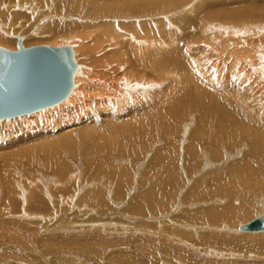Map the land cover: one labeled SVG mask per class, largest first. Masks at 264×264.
<instances>
[{
    "label": "bare ground",
    "instance_id": "1",
    "mask_svg": "<svg viewBox=\"0 0 264 264\" xmlns=\"http://www.w3.org/2000/svg\"><path fill=\"white\" fill-rule=\"evenodd\" d=\"M4 1L6 0H0V22L5 21L8 13L14 10L12 4H4ZM199 2L200 0H22L14 6L19 12L14 11L10 14L11 18L0 26V46L18 50L19 47L14 45V42L19 39L10 40L9 35H17L19 31L22 36L33 27L39 17L41 18L42 12L39 11L45 10L48 3H52L60 9L58 13L61 10H69L78 15L79 19L63 23L57 20L41 37L39 34L35 35L58 42L61 44L58 46L68 44L74 51L78 68L74 74V87L61 102L29 114L0 119V139L10 140L7 144L0 142V167L6 170L3 171L5 174L0 176V238L5 237L2 227L4 222H9L6 218L9 213H17V209H20L21 213L24 210L26 214L33 215L30 205L40 198L46 199L45 192L48 197H52L56 194L53 191L56 188L76 183L75 179L82 172V153L89 161L97 163V168L109 172L121 171L118 172L120 175L135 171L139 173L147 166V158L153 163L164 165V160L170 159V156V163L174 165L175 160L177 166L181 163L180 158H185V161L192 157L200 158L196 165L201 172L224 168L229 176L233 175L234 180L237 176L236 181L243 183L237 185L246 190V193H251L248 200L255 201L258 207L252 206L254 209L257 207L260 213L249 219L254 216V209L245 207L247 200L236 199L237 205L231 204L223 212L220 208L208 207L207 210H200L203 211L200 212L201 215L208 216L211 220L225 219V222L231 223L227 229L232 234L249 232L244 234L264 237V229L252 231L241 228L257 217H264V123H257L255 119L248 121L244 116L237 114L236 110L240 107H237L233 100H245L244 105L247 106V97L228 95L226 99L225 92L214 86L215 82L235 80L239 88L241 85H248L247 88L250 89L255 88V85L261 90L264 88V0L248 5L256 8L255 10H216L213 7L214 0H204L203 9L208 12L203 16L191 17L187 12L194 14ZM229 7L235 8L232 3ZM23 8H27L30 16L25 19L21 16L23 22L16 31L14 18L20 15ZM87 8L90 9V16H86ZM91 18L101 20L92 22ZM148 21L155 22L159 35L154 31V27L147 26ZM183 21L187 24L184 27L186 32L179 26ZM57 24L65 28H57ZM136 25L142 29L140 32ZM41 28L37 26L35 31ZM192 28L196 31L191 32ZM35 35L34 38H37ZM131 36L134 42H131ZM179 38L185 40L187 45L184 48L174 47L173 52L178 53H173L175 62L169 58L166 47L171 48ZM30 42L26 39L23 45L28 47ZM190 48L195 51L190 52ZM143 67H148L151 75H148ZM210 70L212 76L208 75ZM170 75L176 80L169 83L171 80L166 76ZM198 77L209 79L212 85H203ZM163 82L164 88L157 89ZM133 104L132 109H126L127 105ZM196 116L199 117L197 124ZM82 118L83 125L75 128ZM94 118L102 119V124L95 122ZM19 121L24 122L23 127H17ZM70 125L73 126L68 130L50 136L35 131L47 128L56 131ZM25 131L29 133L28 136L24 135ZM159 133L169 139L164 141L162 147L157 148V142L161 141ZM28 142L33 143L11 153L4 150L10 144L22 145ZM70 150L72 156L77 157H71L73 165L64 157V152ZM245 151L248 152L241 158ZM130 154L134 155V158L135 155L140 157L145 154V162L136 161L132 164V170L129 159L133 157ZM25 159H28L33 167H57L60 175L55 173L56 177H50L47 182L37 177L29 178L26 175L27 169L26 172L25 168L19 169ZM57 159L60 162L55 164L53 161ZM151 161L146 169L153 166ZM33 162H36L35 166ZM164 166L168 167L158 169L163 171L158 180V183L162 181L160 188L163 189L165 186H175L170 180L172 176H168L171 166L169 163ZM153 170L157 169H151ZM191 175H195L192 170ZM197 175H200V172ZM229 179L224 186L232 188L234 183L231 182L232 178ZM37 182H42V185ZM96 182L94 180L89 184L95 185ZM202 184H195V191L200 199L210 196ZM38 188L42 190L41 194ZM254 189L259 191L253 196ZM152 195L155 196L154 193ZM146 197L148 198V195ZM21 205H24L23 210ZM10 214L9 216H12ZM186 214L189 215L186 218L191 219L190 215L194 213ZM180 216L184 217L182 214ZM240 220L245 221L238 224ZM11 222L14 223L15 220ZM208 227L213 228L210 225ZM247 237L246 235L245 239ZM3 242L5 244V241ZM6 244L10 243L6 241ZM3 258L1 254L0 263ZM5 258L11 259L10 256Z\"/></svg>",
    "mask_w": 264,
    "mask_h": 264
},
{
    "label": "rangeland",
    "instance_id": "2",
    "mask_svg": "<svg viewBox=\"0 0 264 264\" xmlns=\"http://www.w3.org/2000/svg\"><path fill=\"white\" fill-rule=\"evenodd\" d=\"M20 1L22 0L4 1V4H12L11 6L14 10L8 13L9 15L7 19L3 22H7L8 19L11 18L10 14H12L14 11H17L15 7ZM214 1L215 4L213 7L216 10H255L256 8L249 7L248 5H251L255 1L262 0ZM230 3H232L235 8H230ZM203 5L204 0H200L197 10L194 12V14H190L191 12H187V14H189L191 17L203 16L208 12L203 9ZM53 7L55 6H53L52 3H48V7H46L45 10H40L39 12H42L40 14L41 18L39 17V20L37 19L35 24L32 25L33 27H31L30 30L21 36L20 32L17 31L20 27L19 24H21L23 19L27 18V16H30V14L26 11L27 8H23V11H21L20 15L18 14L16 19L14 18L15 27L14 25L13 27L17 31V35H9L8 39L20 40L19 37H21L22 43H25L26 39H29L31 42L28 45L30 46H33L35 42H37L35 45H40L42 43H47V45H49L48 43L52 42V40L48 41V39L40 37L43 33L45 34L47 30H49V27L51 28L53 24H56L55 21L59 20V22L63 23L68 21L72 22V20L79 19V16L74 12H70L69 10L62 12L61 10L58 13L57 11L60 9ZM21 16H23V19ZM86 16H90L89 8H87ZM99 20L92 19V22H97ZM3 22H0V26L3 25ZM151 22L152 21H148L147 26L154 27V31L159 35L158 27L156 26L155 22ZM115 24L117 25V23ZM186 25L187 24L185 21L179 24L184 32L187 31L184 29ZM17 26L18 28H16ZM37 26H41L42 28L39 29V31H35L37 30ZM136 26L140 32L141 28H139V25ZM56 27L60 29L65 28L64 26L60 27L59 24H57ZM167 27H169V25ZM66 29H68V25L66 26ZM118 30L120 31L119 28ZM145 30L146 27L144 31ZM190 30L191 32L196 31L195 28ZM178 32L181 34L180 31ZM35 34H39L40 37L36 36ZM34 35L37 38H34ZM25 36L27 37L23 38ZM31 36L33 37V40ZM130 38L131 42H134L133 37L131 36ZM19 40H16L14 45L19 47ZM54 42L51 44L53 46H58L59 43ZM186 45L187 42L179 38L175 44L171 45V48L166 47V50L169 51V58L176 62V58L173 56V53L177 55L178 53L173 52L174 47L184 48ZM189 51L194 52L195 50L194 48H190ZM143 68L145 69V72L148 73V75H151V71L148 67ZM208 75L212 76L211 70ZM162 77L164 78V75ZM166 77L167 79L171 80L169 83L176 80L173 75ZM198 78L201 80L203 85H212V81L209 79L204 80L202 77ZM234 81L235 80H228L227 82H215L214 86L225 92L226 99H228V95L247 97L249 100L247 106L244 105L245 100L238 101L236 98L233 100V103L237 107H240L239 110H236L237 114L244 116L248 121L255 119L257 123H264V88L261 90V88L256 87V85L254 86L255 88L252 89L247 88L248 85H241L239 88L236 86V82ZM161 84V87L157 89L164 88L165 83L163 82ZM132 107H134V104L132 106L127 105L126 109H132ZM196 119L197 124L199 117L196 116ZM94 120L95 122H100L101 124L103 122L102 119L96 120L94 118ZM83 122L84 118H82L79 123H77L78 125H76L75 128L80 124L83 125ZM23 123L24 122L19 121L17 127H23ZM71 126L73 125L60 128L56 131H54L52 128L40 130L35 129V131L43 132L46 134V136H50L56 134L59 131L63 132L64 130H68L71 128ZM24 128L26 130L32 131V129L27 127ZM24 135L28 136L29 133L25 131ZM159 135L161 141L157 142V148L162 147V145L165 144L164 141L169 139V137L162 136L160 133ZM29 139H31V137ZM9 141L10 140L7 138L0 139L2 144H7ZM32 143L33 142H28L22 145L10 144L9 146H6L4 150L11 153ZM246 152L248 151H245L241 158L245 157ZM71 153L72 150L69 152L65 151L64 157H66V160L70 161L71 165H73L72 158L75 159L77 157H73ZM130 155L133 157V159H129V163L131 161L130 167L132 170L134 168L132 164L134 165L136 161H142L143 163L145 162V154L144 156L143 154L142 156L140 155V157L135 155V158L134 155ZM81 157L82 165L80 166V169L82 172L79 173L78 178L75 179V184L72 183L70 186L68 184V187H59L53 190L56 193L52 196L54 199H52V197H48L45 192L47 200L40 198L38 201L33 202L30 205L33 215H28L24 212V205H21V210H23L24 213H21V211L19 212L20 209H17V213H9L12 216H9V214L7 215L6 218L9 219V222H4L3 226L8 230L2 227V234H5V237L3 239L0 238V255L2 254L4 257L2 260L3 262L1 261L2 264H264V237H260L256 234H244L249 232H244L242 234H232L227 229L231 223L225 222V219L211 220L208 218V216H204L203 214L201 215L200 213L203 212L200 210H207L208 207H217L222 209L221 212H223L225 208H228L231 206V204L237 205L236 199L242 201L247 200V203L245 204V207L247 208H253V206H257L255 205L254 200H248L250 199L251 193H246V190L241 189V186L239 187V185H237L243 184L242 182L236 181L237 176L234 180L233 175L230 174L229 176V173H227L224 168L220 167L219 169H211L207 170L206 172H201V169H199L198 165H196L198 164L197 161H199L200 158L194 159L192 157L189 159V161L183 160L185 158H180V164L184 162L183 164L185 165L178 164L177 166L175 165V160L173 161L175 163L174 165H172V162V164L170 163L172 159V156H170V159L167 158L169 162L167 160H164V162L166 165L168 163L170 166L172 165L168 176H172L171 178L169 176V178L175 183V186H165L163 189V187L160 188L162 181L158 183V180H160V176L163 173V167L164 169L166 167L164 166L165 163H163L164 165L158 164V162L153 163L147 158L145 166L147 165L146 167H148L149 164H151L149 161H151L153 166L154 164L155 166L154 168H152L153 166H150L149 169H157L156 171H151V169L149 171V169L144 167V169H142L139 173H136L135 171L134 173L129 172L122 173V175H120L118 172L121 171L109 172L105 171L104 169L97 168V163L89 161L83 156V153L81 154ZM57 161L60 162L59 159L53 162L56 164L58 163ZM187 161L188 163L191 162V166L187 163ZM23 163L24 164L21 166H19V164L17 165L19 166L20 170L25 168L26 172L27 169L26 175L29 178L37 177V179L47 182L49 181L50 177H56V175H54L55 173L60 175L58 172L59 169H56L57 167L54 169H44L42 166H35L36 162H33V165L37 167L35 168L29 164L31 162L28 159H25ZM1 165L2 164H0V166ZM156 166L158 168H156ZM193 166L194 168L195 166L197 167L194 169ZM158 169H162L161 172ZM191 170L195 172L194 176L191 175ZM213 170L218 171L215 172ZM3 171V167H0V176L5 174L4 172L6 170L4 172ZM221 171L224 173H221ZM199 172L200 175H197ZM174 177H176V179ZM129 178L130 180H128ZM189 178L190 182H188ZM229 178H232L231 182L234 183L232 188L224 186L227 181L230 180ZM102 179H105L106 181ZM85 180L87 181L84 182ZM94 180L97 181L95 184L96 186L89 184ZM119 180H123L124 182H119ZM125 180L127 184L125 183ZM161 180H163L162 177ZM101 181L103 182L101 183ZM127 181L130 182L128 183ZM109 182L110 184H107ZM196 182H201V184L203 183L202 185L210 194L209 197L201 199L198 198L195 191ZM37 183H39L40 186L42 185V182ZM97 183L100 186H98ZM38 190L37 191L41 194L42 190L40 188H38ZM257 191L259 190H253V196L257 193ZM152 193H154L155 196L152 195ZM87 194L89 195L87 196ZM146 195H148V198ZM64 198L66 200H64ZM187 199L189 200L187 201ZM217 200L220 201L217 202ZM39 202H42L43 204ZM195 204H197V206ZM209 204L212 206H209ZM257 207H255V209L253 208L254 210L252 211L255 214L249 219L260 213L258 212L259 210ZM184 212L194 213L193 215H190L193 219L191 218V220L190 218H186V216L189 215H185ZM181 214L184 215L185 218L180 216ZM13 220H15L14 223L11 222ZM242 221L244 222L245 220H240L238 224L242 223ZM209 225L213 228L208 227ZM243 235L245 237L247 235L249 238L247 237L245 239V237L243 238ZM255 237L257 238L254 239ZM3 241H5V244L6 241H8L10 244H6L7 246H5ZM5 256H10L11 259L9 260L11 262L5 258Z\"/></svg>",
    "mask_w": 264,
    "mask_h": 264
},
{
    "label": "water",
    "instance_id": "3",
    "mask_svg": "<svg viewBox=\"0 0 264 264\" xmlns=\"http://www.w3.org/2000/svg\"><path fill=\"white\" fill-rule=\"evenodd\" d=\"M78 63L69 45L47 44L19 49L0 46V119L29 114L65 99L74 87ZM264 229L260 216L241 227Z\"/></svg>",
    "mask_w": 264,
    "mask_h": 264
}]
</instances>
